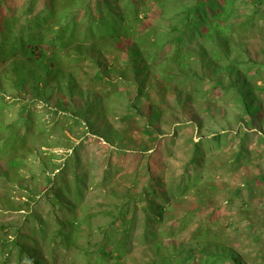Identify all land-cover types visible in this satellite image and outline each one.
I'll use <instances>...</instances> for the list:
<instances>
[{
	"label": "rangeland",
	"instance_id": "rangeland-1",
	"mask_svg": "<svg viewBox=\"0 0 264 264\" xmlns=\"http://www.w3.org/2000/svg\"><path fill=\"white\" fill-rule=\"evenodd\" d=\"M6 1L0 238L11 244L23 233L32 253L0 250V264H33L31 257L42 264H162L161 256L172 255L171 264L196 243L189 264H236L232 250L241 264H264V0H204L189 32L193 51L179 52V60L169 42L172 17L196 0H108L112 10L102 17L106 0ZM35 16L37 24H28ZM217 19L219 41L201 33ZM119 24L114 34L131 36L149 58L132 56V40H97L100 26ZM14 36L26 44L53 40L48 51L58 72H41L36 83L28 76L25 89L14 84L12 60L28 61ZM234 63L256 82L255 121L230 88L231 81L249 87ZM55 193L73 206L70 218L54 204ZM68 219L80 222L71 240L58 222ZM103 246L123 250L122 259L114 251L103 256ZM203 247L224 256H201Z\"/></svg>",
	"mask_w": 264,
	"mask_h": 264
},
{
	"label": "trees",
	"instance_id": "trees-1",
	"mask_svg": "<svg viewBox=\"0 0 264 264\" xmlns=\"http://www.w3.org/2000/svg\"><path fill=\"white\" fill-rule=\"evenodd\" d=\"M261 1V0H258ZM7 2H9L8 0L6 2H4L5 7H9L7 5ZM204 6V0H196L194 3H192L191 5L187 6V7H182L180 8L179 13H175L174 16L172 17V19H174L171 24H172V30L174 32L170 33L169 36L172 34V38L169 39V42L171 44L174 45L176 51L178 52V54L174 53L175 57L177 58V60L180 59L179 56V52L182 51H193V48H191L189 46V42H190V38H189V32L193 29V26L195 25V23L197 22V18L199 16L203 15V11L202 8ZM207 7V6H206ZM103 8L105 9V12L103 11ZM2 7L0 5V15H1V11H2ZM51 9H49L48 11H46V13L48 14L50 12ZM112 10V6L111 4L108 2V0L105 1V4H102L100 6V11H98V16L102 17L103 15H105V13L111 12ZM258 10H256L255 12H257ZM221 11H218L216 13H214V17L215 19L219 17ZM10 14H4L2 16L3 21H1L2 19H0V50L4 51V45L7 43V41L9 40V34L11 33L8 26L10 25L9 21V16ZM114 16V15H113ZM113 16H111L110 18L112 19ZM41 19V17L39 18L38 16H35L33 18H31L29 21H27L28 24L32 23L33 26H35L37 24V21H39ZM124 16H122L121 20L123 22ZM137 19V17H136ZM176 21V22H175ZM216 22V23H215ZM214 25L212 26L211 29H209L207 32L205 30H202V32L205 33V37L212 35L214 39L217 38V40L219 41V39H221V30L220 29H216L215 27L217 25H223L221 24V22H223L222 20L217 19V21L215 20ZM11 27V25H10ZM63 27V26H61ZM102 28V32L99 35V38L97 40H102L104 42L105 39H108L107 36L114 34L118 31H120L123 27L121 26V24H119L116 28L114 27V29H108L104 27L105 26H100ZM157 30V29H155ZM15 36H19L20 37V33L22 32L20 28L15 29ZM93 33H95V31H92ZM123 32V31H122ZM122 32L119 35L114 34L113 35V42L114 43H119L125 39H127L128 41L132 40V44H131V54L132 56L135 57H139L141 56L142 59L144 58H149L150 54H148L147 52H145V48H143L141 46V44L137 43L136 41H133L132 37L129 35H124L122 34ZM15 36L13 38V42L15 43L14 45H17L16 47L19 48L20 50H22L28 57V61L26 62H22V60L20 59H14L11 62V69L10 71L13 73V75H15L16 77L14 78V80L12 79V82L14 84H17L18 86H22V88H26L27 83L29 82L28 76H32L35 83L38 82L41 78H43L42 73L45 72L46 75H51L52 73H56L58 72L57 69V63L54 60L53 57H51L52 54H49L50 52L48 51L51 48V44L53 40L50 41V43H39V42H33L32 44L28 43H23L20 42L21 39H15ZM55 36H52L51 39H53ZM119 37V38H118ZM157 39L154 40V45L156 46H160L159 41L160 42H164V38L165 35H162V38L158 40V35L156 36ZM158 42V43H157ZM186 42V44H185ZM46 44H48V46H46ZM96 44V43H95ZM50 45V46H49ZM162 45V43H161ZM139 46V47H138ZM97 47V46H96ZM135 47H137L139 50H135ZM95 48V47H94ZM96 51H98L97 48H95ZM201 51L202 53L206 52L203 49V46H201ZM7 54V53H6ZM15 54V53H13ZM7 55H10V52H8ZM152 55V54H151ZM24 56V55H23ZM132 59L135 58L132 57ZM212 60H214L213 58H211ZM8 60V59H7ZM253 62V61H252ZM154 63H151V67H154ZM260 67L264 68V62L260 63ZM233 69L234 71L237 73L238 76H240V79L243 80V83H245L246 85L248 84V88L247 91H245L243 89V87H239L237 86L236 81H231L230 84V88L233 89V91H235L236 93V98L239 100L240 105L242 106L243 110H244V114L250 116V120L251 121H255L257 116L254 114L256 113V111H259L261 106L260 104H253L252 102V98L253 95L250 92L251 88L256 87V82L254 80V78L252 76L249 75V71L250 70H243L240 66L238 67L237 63L233 64ZM98 78H102L101 74H97ZM30 83V82H29ZM31 88H33V92L35 93H39L42 88H40L38 85L36 84H31L30 85ZM156 114H150L149 115V121H152V119H154ZM261 124V123H260ZM52 199H55V203L54 204H59V212L63 211V210H69V215L67 218H70V215H72V207H69L67 204H62V197L59 193H55L52 197ZM126 211H123L124 214H126ZM164 214V212H161V214ZM123 215V214H122ZM157 217V216H156ZM69 221L67 222H61V220H58L59 223H61L63 230L61 231V233L63 234V237L65 239L71 240L70 236L74 234H77V229L78 226L80 225V222L78 221H72L70 219H68ZM73 222V223H72ZM23 237V233H18L17 234V238L13 241V243H4L2 242V239L0 238V250L3 249H7V250H11L12 247L16 246L19 254L23 255L24 253L26 254H31L32 253V248H30L26 243L23 244L21 241V238ZM25 237L28 239L29 236ZM198 244H191V247L187 248L186 250L182 249L178 250L181 251V253L183 251L187 252V255H184L183 257H181L179 259V261L177 263H171V264H189L192 260H194L196 258V249L198 248ZM112 251L117 253V258L122 259V256L124 254V252H121L123 250L117 248L116 249H109L106 250V247H102L101 248V254L105 257H109L112 255ZM192 255V256H191ZM201 256H206L208 258L213 257V259H219L220 257L224 256V254H215L214 252L208 251L207 249H205L204 247L201 248ZM230 257H232L233 261L236 264H241V256L238 254V252H236L235 250L231 251V255H229ZM172 257V255H168V256H161L160 258V262L162 264H168L170 262V258ZM31 260H33V264H42L41 260H39L38 258H34L31 257ZM190 260V261H189ZM189 261V262H188ZM21 264V262H20Z\"/></svg>",
	"mask_w": 264,
	"mask_h": 264
}]
</instances>
